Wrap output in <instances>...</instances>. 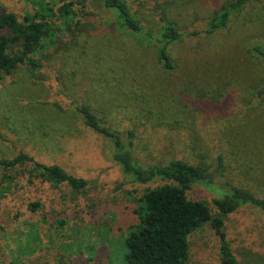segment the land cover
Listing matches in <instances>:
<instances>
[{"label":"rangeland","instance_id":"1","mask_svg":"<svg viewBox=\"0 0 264 264\" xmlns=\"http://www.w3.org/2000/svg\"><path fill=\"white\" fill-rule=\"evenodd\" d=\"M70 1L76 16L55 13L53 39L38 51L42 66L20 65L0 80V160L23 152L58 164L89 182L86 203L64 214L40 200L37 210L30 208L36 200L27 201L22 176L32 165H0L7 193L0 204V261L125 264L135 203L127 187L115 189L126 176L110 156V140L83 123L80 103L123 138L133 129V154L145 165L177 158L203 164L213 181L193 184L188 197L204 201L213 215V199L231 186L264 197V98L256 97L264 58L252 50L264 47V0L247 3L211 34L204 31L207 22L231 0H126L139 32L95 0H87L84 11L78 0H0V12L21 18ZM164 22L183 34L168 46L173 70L158 59L156 36ZM248 209L224 216L223 231L237 264H264V211ZM187 241L188 264H223L221 238L210 221Z\"/></svg>","mask_w":264,"mask_h":264},{"label":"trees","instance_id":"2","mask_svg":"<svg viewBox=\"0 0 264 264\" xmlns=\"http://www.w3.org/2000/svg\"><path fill=\"white\" fill-rule=\"evenodd\" d=\"M256 0H231L207 22L205 33L211 34L224 28L232 13L247 3ZM100 10L116 14L120 24L129 30L139 32L142 26L132 14L126 0H95ZM79 11L86 10L87 0L76 2ZM74 3L64 2L57 8L44 7L33 13L18 17L15 13L0 12V80L20 65L40 68L38 51L46 38L53 39L58 12L61 17L73 19L76 11ZM163 21L164 17H160ZM195 33V32H194ZM183 34L177 27L164 22L156 36L161 43L157 49L158 59L166 70H173L175 63L168 46L179 40ZM252 50L264 58V47L254 45ZM257 98H264V83L256 90ZM77 111L82 115L83 123L93 131L110 140L113 150L110 156L119 165L126 179L116 185L121 191L126 187L135 203L131 206V224L124 239L126 253L125 264H188L189 247L187 236L210 221L221 238L220 257L223 264H237L223 231V217L237 212L249 213V207L255 206L264 211V197H258L252 191L231 186V192L213 199L217 215H213L209 206L198 198H189L188 192L193 184L208 187L213 180L203 164H193L184 159H169L161 164H143L133 154L134 130L128 129L123 138L119 130L107 125L88 104L80 103ZM219 174L223 175L222 157L218 156ZM31 164L22 176L28 186L24 192L27 201L35 199L30 208L37 210L41 203L54 209L55 213H66L86 203L88 181L66 171L58 164H45L21 152L12 159L0 160L5 168ZM39 180V181H38ZM228 183V182H227ZM226 183V185H227ZM6 190L0 186V204L6 199ZM92 204H90L91 206ZM64 222V219H58ZM0 264H13L4 263Z\"/></svg>","mask_w":264,"mask_h":264}]
</instances>
